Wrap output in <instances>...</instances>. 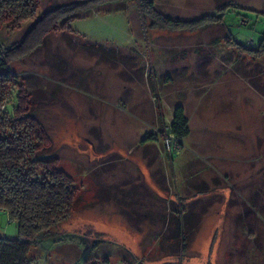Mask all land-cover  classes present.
<instances>
[{"label": "rangeland", "instance_id": "rangeland-1", "mask_svg": "<svg viewBox=\"0 0 264 264\" xmlns=\"http://www.w3.org/2000/svg\"><path fill=\"white\" fill-rule=\"evenodd\" d=\"M72 1L40 0L0 46ZM151 1L173 20L235 8L220 25L145 39L133 1L108 4L10 67L49 138L35 158L57 159L75 188L71 217L37 238L33 264H264V57L226 42L257 48L264 0ZM180 104L192 136L168 155ZM17 236L1 212L0 237Z\"/></svg>", "mask_w": 264, "mask_h": 264}, {"label": "trees", "instance_id": "trees-1", "mask_svg": "<svg viewBox=\"0 0 264 264\" xmlns=\"http://www.w3.org/2000/svg\"><path fill=\"white\" fill-rule=\"evenodd\" d=\"M126 1L129 0H75L49 9L34 21L20 41L9 48L0 46V213L16 223L18 229L15 240L0 237V264H33L27 256L37 238L68 220L75 203L73 180L56 169L58 160L35 158L49 146V138L29 115V96L10 67L41 47L48 35L73 34L72 22L108 4L124 6ZM130 1L136 5L145 39L149 31L194 32L208 25H220L229 9L235 8L228 4L219 8L216 15L185 21L161 15L151 0ZM39 4L40 0H0V30H19L24 22L35 19ZM226 42L251 57H264V34L256 49H244L231 36ZM168 130L180 141L188 136V121L181 106L173 110ZM150 141H155V136H146L141 143Z\"/></svg>", "mask_w": 264, "mask_h": 264}, {"label": "built area", "instance_id": "built-area-1", "mask_svg": "<svg viewBox=\"0 0 264 264\" xmlns=\"http://www.w3.org/2000/svg\"><path fill=\"white\" fill-rule=\"evenodd\" d=\"M165 138L168 155L177 154V152L181 149V141L170 133H168Z\"/></svg>", "mask_w": 264, "mask_h": 264}, {"label": "crops", "instance_id": "crops-1", "mask_svg": "<svg viewBox=\"0 0 264 264\" xmlns=\"http://www.w3.org/2000/svg\"><path fill=\"white\" fill-rule=\"evenodd\" d=\"M116 12H117V13H124V14L126 13V12L124 11V9L116 10ZM177 106H181V107L183 108L184 115H185V117H186V119H187V116H186V114H185V108H184V106L180 104V105H176L175 107H177ZM175 107H174V109H175ZM172 113H173V112H172ZM171 119H172V118H171ZM187 121H188L189 134H188V136H187L185 139H188V138L190 139L191 136H192V135H191V131H190V123H189V120H188V119H187ZM142 140H143V139H142ZM142 140H141V141H142ZM140 143H141V142H140ZM149 143H151V142H146V143H143V144L141 143V145H147V144H149Z\"/></svg>", "mask_w": 264, "mask_h": 264}]
</instances>
